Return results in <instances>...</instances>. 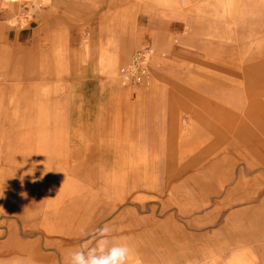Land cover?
I'll return each instance as SVG.
<instances>
[{"label":"rangeland","instance_id":"obj_1","mask_svg":"<svg viewBox=\"0 0 264 264\" xmlns=\"http://www.w3.org/2000/svg\"><path fill=\"white\" fill-rule=\"evenodd\" d=\"M236 106L264 114V0H0V264H66L104 226L128 264H264V130Z\"/></svg>","mask_w":264,"mask_h":264},{"label":"crops","instance_id":"obj_2","mask_svg":"<svg viewBox=\"0 0 264 264\" xmlns=\"http://www.w3.org/2000/svg\"><path fill=\"white\" fill-rule=\"evenodd\" d=\"M119 53V52H118ZM120 56V61H121V55ZM149 97V96H148ZM146 97V98H148ZM236 110H240L241 112H245L246 113V117H245V121L241 120V123L239 124L238 127V133H239V137L242 138L244 140L245 143H249L250 141H252L254 139V137L256 136V132H253V127H262V129L264 130V114H261L259 116L255 115L254 113V109L252 107H244V106H236ZM242 108V109H240ZM252 111H249V110ZM253 126V127H252ZM211 133L207 132L206 133V137L211 138V136H213V132L212 130H210ZM247 139H251V140H247ZM206 147H214V145L210 142H206L205 143ZM221 155V154H220ZM144 161H148L149 163H154V169H152V171L149 174H145V177L147 178H151L154 175V171L159 170L160 169H167V164L165 162L162 163H155V161H153L151 158L145 157V159H143ZM236 160L234 159H230L229 155L226 154H222L220 159L214 161V163L211 165L210 168H212V166L215 165L216 169L220 168V171L224 172V171H232L235 169L236 165H237ZM207 165V162L205 161H193L189 166H187L186 169V173L187 178L190 181L194 182V185H197V182L195 181V178L201 179V182L203 179H205L206 177V171H204L205 166ZM212 175V173H211ZM127 212L121 211L120 213H116L115 214V220L118 221L119 224L123 225V221H125V224H135V225H140V220H137L136 218H134L133 216H130L128 214H126ZM133 218V219H132ZM240 264H244L242 262H240Z\"/></svg>","mask_w":264,"mask_h":264},{"label":"clouds","instance_id":"obj_3","mask_svg":"<svg viewBox=\"0 0 264 264\" xmlns=\"http://www.w3.org/2000/svg\"><path fill=\"white\" fill-rule=\"evenodd\" d=\"M42 178L43 175L39 179ZM26 195L21 193V196L26 197ZM2 196L3 194L0 195ZM80 231L87 235L84 228ZM110 232L108 226L97 229L91 239L85 240L79 248L69 252L66 264H128L130 247L127 244L114 242L110 239Z\"/></svg>","mask_w":264,"mask_h":264},{"label":"built area","instance_id":"obj_4","mask_svg":"<svg viewBox=\"0 0 264 264\" xmlns=\"http://www.w3.org/2000/svg\"><path fill=\"white\" fill-rule=\"evenodd\" d=\"M151 49L138 50L132 60L121 68L122 79L127 84H139L149 73Z\"/></svg>","mask_w":264,"mask_h":264},{"label":"bare ground","instance_id":"obj_5","mask_svg":"<svg viewBox=\"0 0 264 264\" xmlns=\"http://www.w3.org/2000/svg\"><path fill=\"white\" fill-rule=\"evenodd\" d=\"M47 228V229H46ZM45 229H46V233L47 234H49V232L50 233H57L58 231L59 232H61L60 230H61V228L60 227H58L56 224H49V223H46V227H45ZM65 233V232H64ZM24 250H31V247H26V246H24L23 244H22V246H21Z\"/></svg>","mask_w":264,"mask_h":264}]
</instances>
